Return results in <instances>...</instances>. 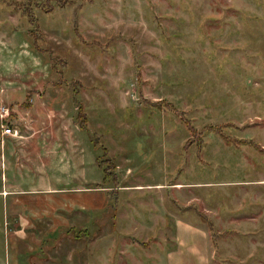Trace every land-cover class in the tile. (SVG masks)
I'll return each mask as SVG.
<instances>
[{
    "label": "rangeland",
    "instance_id": "374dc122",
    "mask_svg": "<svg viewBox=\"0 0 264 264\" xmlns=\"http://www.w3.org/2000/svg\"><path fill=\"white\" fill-rule=\"evenodd\" d=\"M26 1L0 0V264H264V0Z\"/></svg>",
    "mask_w": 264,
    "mask_h": 264
},
{
    "label": "trees",
    "instance_id": "16d2710c",
    "mask_svg": "<svg viewBox=\"0 0 264 264\" xmlns=\"http://www.w3.org/2000/svg\"><path fill=\"white\" fill-rule=\"evenodd\" d=\"M48 1V0H47ZM50 1V0H49ZM57 1V0H55ZM61 1V0H60ZM28 2V0L26 1ZM46 2V0H45ZM48 8V7H47ZM29 16V19H28V23H33V20H34V17L31 16V13ZM33 17V18H32ZM55 85V84H58V83H52V85ZM141 104H143L145 107H148L150 106L151 108H154V109H157L159 110L160 108H162L163 106V103L164 105H166L167 103L164 101V99L161 98V100H156V101H151L150 99H145V98H142L141 99ZM171 104H167V106L170 107ZM170 109L171 111H173L175 114H178L180 116V119H182V121L186 124V128L190 133V140H188L186 143L190 142L191 140L193 141H197L199 140V134L202 133L204 130L207 132V133H214V134H217V135H221V137H224L222 134H221V128H220V125H210V124H206L204 125L202 131H196L194 129V127L189 124L187 121H186V118L183 116V113L179 112L178 109H173V108H168ZM75 113H76V117H77V121H78V124L77 126L78 127H81L82 129H85L86 127L84 126V122H85V114L84 112L82 111V108H81V105L78 104L77 106V110H75ZM186 143L183 145V148L185 147ZM99 164V163H98ZM106 166V165H105ZM105 166L104 168L102 169V179L101 181H105L106 179L107 180H110L112 184H110L108 190H117L118 188V181H117V176L116 174L113 172V170H107L105 169ZM108 166H110V164H108ZM106 171V172H105ZM109 178V179H108Z\"/></svg>",
    "mask_w": 264,
    "mask_h": 264
},
{
    "label": "crops",
    "instance_id": "0c3cea01",
    "mask_svg": "<svg viewBox=\"0 0 264 264\" xmlns=\"http://www.w3.org/2000/svg\"><path fill=\"white\" fill-rule=\"evenodd\" d=\"M2 177H4V180L6 179L5 178V176H2L1 175V178ZM7 188L4 186V188H0V199H1V196H3V194L5 193V192H7V190H6ZM11 189V188H10ZM2 190V191H1ZM53 191V190H52ZM19 203H20V200L18 199V201H16L15 200V198H13V200L11 201V207L9 208V209H11L10 210V213L11 214H13V212L14 213H16V214H18V210H19ZM6 213V212H5Z\"/></svg>",
    "mask_w": 264,
    "mask_h": 264
},
{
    "label": "built area",
    "instance_id": "2783aa9c",
    "mask_svg": "<svg viewBox=\"0 0 264 264\" xmlns=\"http://www.w3.org/2000/svg\"><path fill=\"white\" fill-rule=\"evenodd\" d=\"M0 130H1V134H2V135H10V134H11L12 136H15V135H16V130L13 129V128L11 127V125H9V126H5V127H3V125H1Z\"/></svg>",
    "mask_w": 264,
    "mask_h": 264
}]
</instances>
